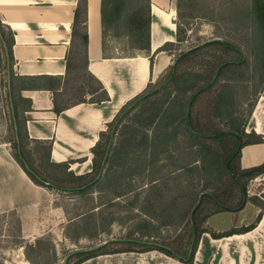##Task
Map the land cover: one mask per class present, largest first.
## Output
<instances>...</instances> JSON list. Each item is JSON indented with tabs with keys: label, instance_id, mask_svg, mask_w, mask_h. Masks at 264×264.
Segmentation results:
<instances>
[{
	"label": "rangeland",
	"instance_id": "rangeland-1",
	"mask_svg": "<svg viewBox=\"0 0 264 264\" xmlns=\"http://www.w3.org/2000/svg\"><path fill=\"white\" fill-rule=\"evenodd\" d=\"M259 2L264 0H175L181 5L175 19L180 26L174 45L163 50L171 61L145 91L157 93L124 112L110 141L114 126L107 127L89 165L74 170L72 161L51 163L47 144L20 139L23 104L3 45L12 32L0 22V149L21 158L47 190L34 186L13 160L0 161V204L43 197L26 209L0 212V264H32L28 249L36 264H223L218 245L210 241L220 234L207 221L221 207L204 194L209 191L231 206L241 198L224 169L236 138L218 134L233 130L243 133V142L260 139L253 120L254 115L264 116V17ZM123 44L124 37L109 39L110 53L122 54ZM79 65L84 67L82 57ZM99 96L96 103L102 105ZM169 103L181 113L189 106L193 125L178 115L167 129L176 128L174 139L162 136L166 125L155 118L156 109ZM196 132L221 163L214 173L208 168L200 176L194 170L202 165L200 149L189 147ZM207 158L213 164L214 156ZM232 168L242 172L238 158L232 159ZM240 175L245 182L247 176ZM206 184L209 189L203 190ZM251 188L259 193L257 185Z\"/></svg>",
	"mask_w": 264,
	"mask_h": 264
},
{
	"label": "crops",
	"instance_id": "crops-1",
	"mask_svg": "<svg viewBox=\"0 0 264 264\" xmlns=\"http://www.w3.org/2000/svg\"><path fill=\"white\" fill-rule=\"evenodd\" d=\"M151 1V54H156L153 63L145 55L103 56L102 0H85L84 5H80V0H0V20L13 32L10 56L18 85L17 98L23 104L20 114L25 119L24 127L30 140L49 144L51 162L72 161V170L82 164L89 165L100 133L106 131L121 107L143 92L150 82L157 81L169 66L171 57L165 51L155 52L165 42L174 41L175 0ZM77 11L80 14L76 21ZM85 33L86 45L81 39ZM98 94L102 96H99L102 105L96 103ZM254 119L255 132L264 135V116L254 115ZM5 150L0 149V161L8 157L14 161L13 165L20 167L9 150ZM262 163L264 136L260 142L245 144L239 158L242 169ZM29 181L41 186L32 179ZM256 185L259 193L252 192L251 187ZM40 188L47 193L45 187ZM247 189L248 196L263 198L264 174L249 180ZM42 198L13 205L10 200L3 201L0 207L4 209L0 212L26 209ZM260 212L258 205L248 201L241 209L215 211L208 217L215 233L240 232L211 238L218 245L216 253L223 264H264L261 245L264 244V211L256 228L241 233ZM196 260H199L197 256Z\"/></svg>",
	"mask_w": 264,
	"mask_h": 264
},
{
	"label": "trees",
	"instance_id": "trees-1",
	"mask_svg": "<svg viewBox=\"0 0 264 264\" xmlns=\"http://www.w3.org/2000/svg\"><path fill=\"white\" fill-rule=\"evenodd\" d=\"M84 4H85V0H80V5H84ZM151 6H152L151 0H102V3H101V23H102V48H103V56L104 57H131V56H136L138 54H142V55L149 57L150 62L153 63V56L155 54H153V55L151 54V23H152V17H153ZM175 7H176L177 13L181 14V5L178 3ZM257 9H258L259 14L262 17H264V3L263 2L262 3L259 2ZM79 14H80V12L77 11L76 16H75L76 21H77ZM0 22L2 23L1 20H0ZM177 26L179 28L180 24H177ZM74 28H75V24H74ZM118 28H123L124 32L122 34H118L117 33ZM11 32H12V30H11ZM12 34H13V32H12ZM118 37H124V44L121 48L122 54L115 55L114 53H110L111 47L109 45V39L118 38ZM81 39H82V43H84V45H86L88 42L87 33L81 35ZM174 43L175 42H173V41L165 42L162 46H160L157 49V51L155 53H158V52L163 51V50H168L167 49L168 46H172V45H174ZM12 44H13L12 38L8 42H3V45L5 46L4 49H5L6 57L10 60L12 59L10 56V49L12 47ZM263 60H264V54H263ZM145 91H146V89L143 92H141L140 94H138L136 97L131 99L129 102H127L125 105H123L121 107V109L118 111V113L116 114V116L113 118V120L109 123L108 127H110L111 124H113L114 128L111 129V133L109 134L108 141L112 140V137H113L114 133L116 132L117 127L121 126V123H122L123 118H124V112H127V113L131 112L135 107H137V105L140 103L141 100H144L145 98H148V96H151L152 94L157 93L156 89H154L151 92H147V93ZM192 101H193V98L190 100L189 106H190ZM169 105L170 106H168V104H167L165 107L161 106V107L157 108L156 112H155V118H158L159 120L164 121V123L166 125V127H165L166 130L164 133H162V136L165 135L167 137V135L165 133H167V131H168L167 129H169V127L176 124V122L178 120V115L185 117L189 126L193 127V125L189 119V117H190V107L189 106H188V108L183 109V112L181 113V112H178L174 109L173 104L169 103ZM151 120L153 121L155 119H151ZM151 120L148 123H151ZM24 122H25V119H24ZM122 128L124 129V124H122ZM245 133H246V135L251 134V133H247V132H245ZM104 134H105V131H102L100 133V138L98 139L95 146L92 148V153H94V155H96V149L100 145L101 139L103 138ZM121 134L123 135V133H121ZM167 134H168V137H171L172 139H174V137L176 136V128H174L171 132H169ZM225 134H228V135L233 134V136L236 138L235 148L226 158L225 163H224V169L233 176V178H234V180H235V182H236V184H237V186L241 192L240 202L237 205L231 206L229 204H225V203L221 202L219 199H217L209 191H206L205 194L204 193L203 194L209 195L212 198L217 200L219 206L221 207V210H218V211L238 210V209L243 208L245 203L248 201L258 205L261 208V212L258 214L256 220L253 223H251L250 225L246 226L243 229V232H241V233H246V232H249V231L253 230L254 228H256V226L258 225V222L260 221V219L262 217V213L264 211V193L262 194L263 198H258L257 196H248V189H247V184H248L249 180L258 177L259 175L264 174V163H262L259 166L252 167V168H247V169L241 168L240 170L242 172L240 174H243V176H247V180L245 182H243V180L241 179V175L238 174L237 172L233 171L232 159L235 157V158H238V160H239L241 148L245 144L260 142V140L262 138L259 134L254 132V135H256V137H259L260 139L248 141V142H243V133L240 134L239 132H237V131L235 132L233 130H230L228 132H222L218 135L221 136V135H225ZM147 136L148 135H146V139H147ZM195 137H196V139L190 144L189 147L200 149L198 160L202 163V165L193 166L194 170H197L200 176L203 175V173H205L206 169H208V168L210 170H212L213 173L216 172L218 166L221 163L217 160L215 151L212 150L208 144H206L202 140H199V139H202L204 137L202 134H200L199 132H196ZM215 138H217L216 135H215ZM20 139H23V140L29 139V136H28L26 129L24 130V134L22 137H20ZM47 145L49 146V144H47ZM118 145H120L119 147L121 148L124 145V139H120ZM209 154L214 156L213 164L207 158ZM13 157L24 168L26 173L29 175V177L35 183L42 185L41 183L36 181L33 173L28 168V166L24 162L21 161L22 160L21 158L16 157L15 155H13ZM51 163L60 164V163H56V162H51ZM81 177H83V175L78 176V178H81ZM86 185H88V184H86ZM84 186H82V188ZM207 189H209V187L206 184L203 190H207ZM198 193H200V192H198ZM198 193H197V195H198ZM194 230H195V228H194ZM235 233H240V232H233V230L226 231V232H220L219 233L220 235L215 237V238H222V237L233 235ZM198 244H199V237L197 236L195 238L194 244L192 246V248H193L192 252L193 253L197 249ZM30 248L33 250H37L36 246H30ZM26 256L32 262V264H36L33 261L32 257L30 256L29 249L26 250ZM187 264H191V263H187Z\"/></svg>",
	"mask_w": 264,
	"mask_h": 264
},
{
	"label": "water",
	"instance_id": "water-1",
	"mask_svg": "<svg viewBox=\"0 0 264 264\" xmlns=\"http://www.w3.org/2000/svg\"><path fill=\"white\" fill-rule=\"evenodd\" d=\"M175 12H177V11H175ZM172 19L175 20V19H176V16H174ZM159 20L161 21L160 18H159ZM174 23L177 24L175 21H174ZM156 51H157V50H156Z\"/></svg>",
	"mask_w": 264,
	"mask_h": 264
},
{
	"label": "bare ground",
	"instance_id": "bare-ground-1",
	"mask_svg": "<svg viewBox=\"0 0 264 264\" xmlns=\"http://www.w3.org/2000/svg\"><path fill=\"white\" fill-rule=\"evenodd\" d=\"M76 168V167H75Z\"/></svg>",
	"mask_w": 264,
	"mask_h": 264
}]
</instances>
